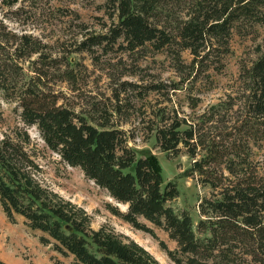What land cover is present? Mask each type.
Returning <instances> with one entry per match:
<instances>
[{"label": "trees", "instance_id": "obj_1", "mask_svg": "<svg viewBox=\"0 0 264 264\" xmlns=\"http://www.w3.org/2000/svg\"><path fill=\"white\" fill-rule=\"evenodd\" d=\"M112 26L107 35L79 44L91 53L103 43H125L124 49L151 44L155 50L178 46L177 71L198 72L221 66L235 32L264 27V0H108ZM14 53L0 57V92L21 108L25 127H36L46 147L69 166L105 190L127 212L108 206L109 212L133 229L158 241L173 264H264V153L253 160V149L264 146V36L259 57L241 69L234 96L195 113L199 100L188 98L192 116H179L166 108L155 115L161 124L152 129L162 153H181L191 160L190 174L197 175L212 194L199 204L197 225L188 213L177 214L171 203L178 197L175 183L163 184L153 157H138L125 131L110 123L75 113L46 88L43 74L27 76L21 61L39 53L36 40L19 38ZM2 44L0 43V51ZM192 56L185 66L180 52ZM1 53V52H0ZM1 56V55H0ZM158 86L153 90L158 91ZM27 130L15 138L0 137V206L11 224L16 217L42 235L43 246L71 264H160L133 239L108 225L93 230L91 217L82 208L49 189L40 179V168L30 152ZM163 230L176 244L169 250L155 232L140 220ZM0 264H5L0 260ZM55 264H61L58 261Z\"/></svg>", "mask_w": 264, "mask_h": 264}, {"label": "rangeland", "instance_id": "obj_2", "mask_svg": "<svg viewBox=\"0 0 264 264\" xmlns=\"http://www.w3.org/2000/svg\"><path fill=\"white\" fill-rule=\"evenodd\" d=\"M112 6L108 0H0V57L7 59L19 46L21 36L39 43V53L23 61L27 76L40 72L46 88L59 96L63 104L79 115L96 122L109 118L110 123L126 132L129 146L138 157H153L160 169L163 184L175 183L178 197L171 203L177 214L188 213L197 225L200 219L199 204L209 198L212 191L200 184L197 175L190 174L192 160L184 153L168 157L158 147L152 129L161 124L155 115L166 108L175 109L179 116L190 115L188 98L199 100L196 114L209 106L234 96L238 91L241 69L250 67L259 57V47L264 27L255 25L235 32L229 52L222 58L221 66L198 72L196 79L190 69L178 72L175 58L178 46L155 50L146 44L135 51L124 49L125 43H103L92 47L91 53L80 51L79 44L90 37L107 35L112 26ZM5 50V51H4ZM181 61L190 66L192 56L180 52ZM36 76V75H35ZM154 86L160 89L154 91ZM21 108L14 100H6L0 92V137L15 138L18 129L27 130L29 147L41 172L40 179L63 199L82 207L91 217L90 226L98 230L108 225L117 233L128 236L144 247L160 264H173L161 251L158 241L149 234L133 229L122 219L112 215L108 206L127 212V206L117 203L108 193L87 179L79 168L65 163L59 155L49 150L36 127H25ZM264 144V142H263ZM262 149H253V160L262 162ZM150 227L169 250L176 244L167 234L150 223ZM42 234L31 231L24 219L16 217L11 224L0 206V260L5 264H71L43 246L38 238Z\"/></svg>", "mask_w": 264, "mask_h": 264}]
</instances>
